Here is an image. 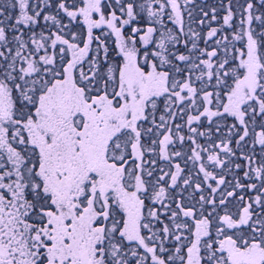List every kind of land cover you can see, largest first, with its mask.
<instances>
[{
    "label": "snow or ice",
    "instance_id": "1",
    "mask_svg": "<svg viewBox=\"0 0 264 264\" xmlns=\"http://www.w3.org/2000/svg\"><path fill=\"white\" fill-rule=\"evenodd\" d=\"M0 264H264V0H0Z\"/></svg>",
    "mask_w": 264,
    "mask_h": 264
}]
</instances>
